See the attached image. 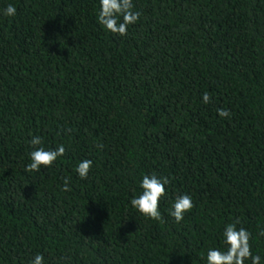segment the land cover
Segmentation results:
<instances>
[{"label": "trees", "instance_id": "1", "mask_svg": "<svg viewBox=\"0 0 264 264\" xmlns=\"http://www.w3.org/2000/svg\"><path fill=\"white\" fill-rule=\"evenodd\" d=\"M132 3L120 36L99 0H0V264H206L237 219L264 264V0ZM32 136L65 154L26 172ZM153 173L160 221L130 204Z\"/></svg>", "mask_w": 264, "mask_h": 264}, {"label": "clouds", "instance_id": "2", "mask_svg": "<svg viewBox=\"0 0 264 264\" xmlns=\"http://www.w3.org/2000/svg\"><path fill=\"white\" fill-rule=\"evenodd\" d=\"M16 8L9 4L3 9V15L15 16ZM140 12L133 11L132 0H99V10L97 13V22L106 28L110 33L120 36L127 35L129 25L138 21ZM119 18H122L120 20ZM210 95L207 92L202 93V102L207 104L210 102ZM220 117H228V110L217 109ZM70 131V129L65 130ZM33 146V150L29 153L30 162L26 165L25 171H40L41 167H51L58 157L65 154L64 146L58 145L54 150H45L43 147H36L42 144V139L39 136H32L29 141ZM102 148V144L96 145ZM92 161L84 159L79 162L74 171L80 179H87L88 173L91 170ZM170 182L168 177H158L155 173L144 175L139 183L142 192L130 200L131 206L136 209L140 215L149 219L160 221L162 219L159 211V202L161 197L165 196V185ZM62 191H70L69 180L63 181ZM194 207L190 195H177L172 203V208L169 215L179 223L183 220L185 213L190 212ZM240 220L237 219L234 223L225 225L222 236L224 250L218 248H209L206 254V264H245V261H250V264H260L261 257L253 255L250 245L251 233L243 227L237 228ZM259 236H264V229L259 233ZM44 256L37 254L31 261V264H43Z\"/></svg>", "mask_w": 264, "mask_h": 264}]
</instances>
